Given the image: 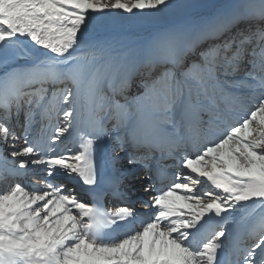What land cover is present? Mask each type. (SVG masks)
Masks as SVG:
<instances>
[{
    "label": "snow or ice",
    "instance_id": "1",
    "mask_svg": "<svg viewBox=\"0 0 264 264\" xmlns=\"http://www.w3.org/2000/svg\"><path fill=\"white\" fill-rule=\"evenodd\" d=\"M173 7L0 0V264H264V0L158 28L132 58L99 31ZM81 108L77 148L58 151ZM102 137L141 165L107 188ZM73 175L90 199L57 179ZM137 183L150 212L126 203Z\"/></svg>",
    "mask_w": 264,
    "mask_h": 264
},
{
    "label": "rangeland",
    "instance_id": "2",
    "mask_svg": "<svg viewBox=\"0 0 264 264\" xmlns=\"http://www.w3.org/2000/svg\"><path fill=\"white\" fill-rule=\"evenodd\" d=\"M244 2L245 0H173L174 5H183V7H173L160 13L144 14L143 16L139 14L129 15L122 13H112L111 16L113 18V23H111L107 28H101L99 31L101 34L107 35L112 40L113 46L119 52L125 53L129 57V53L133 52V50L135 52L137 49L138 42L147 39L148 35L158 28L166 27L180 19H208L221 7L241 4ZM116 19H127L130 21V24H128V29L122 30L123 34L112 32V29L117 27L115 21ZM240 26L243 27V25ZM137 91V82L134 81V86L131 88L129 95L135 94ZM22 119L23 117H21V120ZM86 120L87 113L83 108H81L80 116L78 117L79 124L74 121V124H76V129L84 128L86 126ZM37 127H39V125H37ZM108 127L110 128L111 125L109 124ZM68 139H70V135H68ZM105 139L107 138L104 137L102 139L103 142ZM113 148H116V144L112 141L110 145L111 152L114 154L119 153L118 148L115 152H113ZM3 155H6L8 159L11 158L10 153L8 152L4 151ZM36 172L37 171L34 170L30 175V178L23 183L25 184V182H30V185L31 183H36L35 180L37 179L34 177L36 176ZM176 172H173L172 175L174 176ZM7 186L8 184L6 181L0 180V191L5 190Z\"/></svg>",
    "mask_w": 264,
    "mask_h": 264
},
{
    "label": "bare ground",
    "instance_id": "3",
    "mask_svg": "<svg viewBox=\"0 0 264 264\" xmlns=\"http://www.w3.org/2000/svg\"><path fill=\"white\" fill-rule=\"evenodd\" d=\"M136 54H137V49L135 50V52H134V50H133V52H130L129 57L132 58ZM133 86H134V81H133L131 88H133ZM77 129L74 128V130L72 131V133L70 135V139H68V136H67V138L65 140H63V143H58V145H57L58 151L66 150V149H71V150L75 151V149L78 146V141H79V132ZM103 138L104 137H102L97 142V151H96V161H97V166H98L100 176L107 177V176L113 175L112 169L109 168L110 164H112L114 166V168L120 169L123 171H125L126 169H131L132 167H135L137 170H139L141 168V165H139V164H137L135 166L129 165L127 163L126 159L115 160L114 157H116V156L123 157L124 153H122V152L115 153V154L112 153L111 149H110V145H111L112 141L106 137L107 139H105L103 142V140H102ZM0 153H2V154L4 153L3 149H0ZM156 156H157V160L152 162L154 167L159 166V167L163 168V167L171 166V167H168V172L171 174L173 172L177 171V168L174 166L175 162L173 160L166 158V157L160 158L159 153H157ZM36 171H37L36 176H34V177L37 179V176L40 175V173H39V170H36ZM62 177H64V176L58 177L57 179L60 180V178H62ZM66 178H67V180L64 182L66 185H68L69 181H74V184L71 186L74 188L77 187V185L79 184L78 181H75L78 178L74 177V175H73V177H66ZM35 181H37V180H35ZM22 182H24V181H22ZM25 184L30 185V182H25ZM31 185H32V183H31ZM75 193H78L79 195H81L82 198L90 199V196H86L80 191H75ZM129 195L130 196H129L128 200L126 201V203L132 204L133 202H137L140 200V197L143 194L140 191V186L138 183L135 185V189L133 191H131L129 193ZM145 199H147V198H145ZM104 200H105V205L109 208H114L116 206H120V202L114 201L115 198H113L112 196L110 198H107ZM135 207L144 213L151 211L150 209L144 208L143 204L139 203V202L135 203Z\"/></svg>",
    "mask_w": 264,
    "mask_h": 264
},
{
    "label": "flooded vegetation",
    "instance_id": "4",
    "mask_svg": "<svg viewBox=\"0 0 264 264\" xmlns=\"http://www.w3.org/2000/svg\"><path fill=\"white\" fill-rule=\"evenodd\" d=\"M116 28L112 29V32L117 33V34H123L122 30H127L128 29V24H130L129 20L127 19H116Z\"/></svg>",
    "mask_w": 264,
    "mask_h": 264
}]
</instances>
